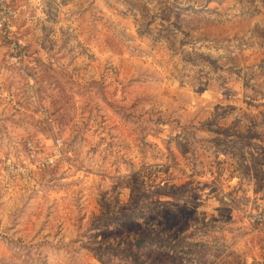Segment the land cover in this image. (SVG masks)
<instances>
[{
    "label": "rangeland",
    "instance_id": "374dc122",
    "mask_svg": "<svg viewBox=\"0 0 264 264\" xmlns=\"http://www.w3.org/2000/svg\"><path fill=\"white\" fill-rule=\"evenodd\" d=\"M18 5L0 264H264V0Z\"/></svg>",
    "mask_w": 264,
    "mask_h": 264
},
{
    "label": "built area",
    "instance_id": "2783aa9c",
    "mask_svg": "<svg viewBox=\"0 0 264 264\" xmlns=\"http://www.w3.org/2000/svg\"><path fill=\"white\" fill-rule=\"evenodd\" d=\"M18 0H0V55L9 67L23 68L30 60L29 45L26 37L21 33L19 21L21 17V9L19 8ZM29 100L32 103H37L36 86L34 75L28 76V85L25 87ZM20 89L13 85H7L0 74V101L7 100L15 107L21 108L20 103H23L18 98ZM42 108V107H41ZM41 114L51 122V113L46 107L41 109ZM62 141H56V149L54 157H49L46 160V165L53 166L61 155ZM28 149L33 152L34 145L28 142ZM18 171L26 172V169L19 167ZM255 220L260 222L264 227V212L258 213Z\"/></svg>",
    "mask_w": 264,
    "mask_h": 264
}]
</instances>
